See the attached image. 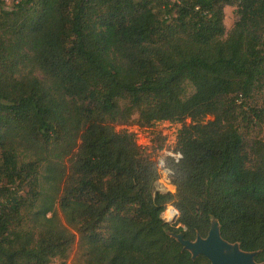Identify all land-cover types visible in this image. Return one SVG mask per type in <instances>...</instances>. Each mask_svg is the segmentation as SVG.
Wrapping results in <instances>:
<instances>
[{"label":"trees","instance_id":"trees-1","mask_svg":"<svg viewBox=\"0 0 264 264\" xmlns=\"http://www.w3.org/2000/svg\"><path fill=\"white\" fill-rule=\"evenodd\" d=\"M135 115L182 125L174 193ZM263 125L264 0H0V264H210L168 232L212 217L263 263Z\"/></svg>","mask_w":264,"mask_h":264},{"label":"rangeland","instance_id":"rangeland-1","mask_svg":"<svg viewBox=\"0 0 264 264\" xmlns=\"http://www.w3.org/2000/svg\"><path fill=\"white\" fill-rule=\"evenodd\" d=\"M6 6L9 8L14 0H4ZM225 20L224 24L226 26V33L228 34L234 27L236 21L238 20L236 14V8L226 7L225 8ZM193 92L192 89H189V94ZM138 116L135 115L130 124L125 126H117L116 131L120 132L127 130L130 133H133L136 136L138 144L146 148L150 152H155V160L158 156L162 155L167 148H173L177 144V138L179 132L182 128L181 124L170 123V122H159L151 127H142L137 125ZM259 133V136L264 139V125ZM162 147V149H160ZM172 206H169L167 211L164 213V219H168V211H174ZM175 212V211H174ZM176 217L177 213L175 212ZM169 219H171L169 217ZM76 253L77 247H74L67 259H54L50 264H76Z\"/></svg>","mask_w":264,"mask_h":264},{"label":"water","instance_id":"water-1","mask_svg":"<svg viewBox=\"0 0 264 264\" xmlns=\"http://www.w3.org/2000/svg\"><path fill=\"white\" fill-rule=\"evenodd\" d=\"M177 218L178 212L176 218L165 221L171 224L176 222ZM168 235L181 244L193 260L204 256L210 264H264L256 261L259 252H246L241 249L239 243L226 241L221 234V225L215 217L211 218V228L205 238L198 235L194 241H189L183 233L168 232Z\"/></svg>","mask_w":264,"mask_h":264},{"label":"built area","instance_id":"built-area-1","mask_svg":"<svg viewBox=\"0 0 264 264\" xmlns=\"http://www.w3.org/2000/svg\"><path fill=\"white\" fill-rule=\"evenodd\" d=\"M182 158V153L176 150V146L165 149L164 153L157 157L155 160L159 174L155 184L157 192L168 194L176 191L172 183L174 171L169 166L168 161L172 160L174 162H179Z\"/></svg>","mask_w":264,"mask_h":264},{"label":"bare ground","instance_id":"bare-ground-1","mask_svg":"<svg viewBox=\"0 0 264 264\" xmlns=\"http://www.w3.org/2000/svg\"><path fill=\"white\" fill-rule=\"evenodd\" d=\"M168 214H169V217H170L171 219L176 218V214H175L174 211L169 210V211H168ZM169 217H168V219H169Z\"/></svg>","mask_w":264,"mask_h":264}]
</instances>
